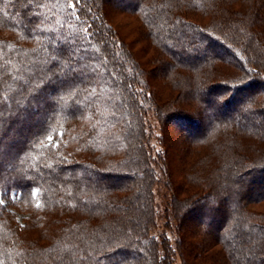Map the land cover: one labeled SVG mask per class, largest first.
Wrapping results in <instances>:
<instances>
[{"label": "trees", "instance_id": "16d2710c", "mask_svg": "<svg viewBox=\"0 0 264 264\" xmlns=\"http://www.w3.org/2000/svg\"><path fill=\"white\" fill-rule=\"evenodd\" d=\"M109 11L140 22L155 78ZM177 256L264 264V0H0V264Z\"/></svg>", "mask_w": 264, "mask_h": 264}, {"label": "rangeland", "instance_id": "374dc122", "mask_svg": "<svg viewBox=\"0 0 264 264\" xmlns=\"http://www.w3.org/2000/svg\"><path fill=\"white\" fill-rule=\"evenodd\" d=\"M109 15L113 16L111 18V23L115 26V28L119 31V33L123 35L122 37L124 42L127 43L132 53L134 54L136 62H138L141 65L142 69L144 70L143 71L144 74L143 75L141 74L140 78H155V77H151L155 74L152 73L153 75H151V72L154 69L153 65L155 64V61L158 62V57L160 56V53L158 54L159 51L156 48H154L152 44L144 40L143 36L141 35L142 27L140 25V22L134 16L129 14H123L119 12H114L113 14L112 11H109ZM164 23L165 22L163 21V24ZM178 55L180 56V54ZM219 69L222 73L226 71L225 65L222 64L219 65ZM158 78L159 80L152 79L153 80L152 84L155 82L159 86L156 84L153 85L151 84L152 85L151 89L153 88L154 90H156L154 86H158L157 89L159 90V92L167 94L170 86H168V83H166V80L162 76H158ZM133 84L139 85L140 79H136L135 82H133ZM145 115L149 123L148 125H150V128L152 130V134L150 136V142H151L150 146L153 152H156L163 148V146L160 143V137L163 136V132L161 131V126L155 117V113L150 108L147 111H145ZM172 125H166L167 126L166 129L168 131V136L171 137V140L174 141L175 144L174 148L176 150L174 155L177 156L176 153L179 152L180 154L181 144H180V139L173 136L177 134L176 132H174ZM177 157H174V159L177 160ZM159 162L160 161H157L155 163L157 169L158 166L160 165ZM172 164L174 170H176L179 166V163L177 161H173ZM153 190H154L153 195H154L155 207L157 209L158 215L156 219V225L151 226V232L159 236V234L166 231L164 216L167 214V212L170 211L172 212V208L168 206L171 198V190L169 187L165 186L163 182L160 181L154 183ZM12 210L14 209L12 208ZM259 210H261V207L259 208ZM16 217L19 222L23 223L24 218L28 217V212H19L17 213ZM175 222H176L175 220H172L171 227L167 228L169 231L173 232L176 229ZM174 264H181V259L179 256L176 257Z\"/></svg>", "mask_w": 264, "mask_h": 264}, {"label": "snow or ice", "instance_id": "6c2138e0", "mask_svg": "<svg viewBox=\"0 0 264 264\" xmlns=\"http://www.w3.org/2000/svg\"><path fill=\"white\" fill-rule=\"evenodd\" d=\"M49 139H51V137H49Z\"/></svg>", "mask_w": 264, "mask_h": 264}]
</instances>
